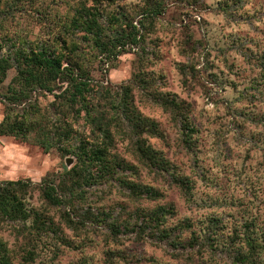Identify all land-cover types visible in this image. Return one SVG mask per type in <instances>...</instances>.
Instances as JSON below:
<instances>
[{
	"label": "rangeland",
	"instance_id": "obj_1",
	"mask_svg": "<svg viewBox=\"0 0 264 264\" xmlns=\"http://www.w3.org/2000/svg\"><path fill=\"white\" fill-rule=\"evenodd\" d=\"M129 23L140 42L112 47ZM42 46L92 91L6 111L16 60ZM0 55V125L34 127L0 133V182H24L0 264H264V0H0ZM89 147L98 167L78 165Z\"/></svg>",
	"mask_w": 264,
	"mask_h": 264
},
{
	"label": "trees",
	"instance_id": "obj_2",
	"mask_svg": "<svg viewBox=\"0 0 264 264\" xmlns=\"http://www.w3.org/2000/svg\"><path fill=\"white\" fill-rule=\"evenodd\" d=\"M148 11V14L151 16H157L163 12L158 6L148 9ZM93 28L96 29L95 33L93 30L91 31ZM85 29H88V32L93 33L95 36L100 37L102 28L94 14L91 20L87 21ZM118 33V37L114 39L112 47H121L123 49L128 43L137 45L140 42V30L132 23L125 25ZM16 61L17 74L12 79L7 94L4 95L6 99V111L14 109L26 102L33 105L32 91L34 89L53 92L55 88H58L61 90V93L55 94V96L66 98L71 106H74L80 100L85 101L87 94L93 89L89 76L83 73L73 72L75 71L73 68L65 66L63 55L57 54L53 50L45 48V46L22 51L21 58ZM10 68L11 59L0 55V87ZM64 84H67L65 89H63ZM32 128H34L32 124L26 120H11L8 113L0 125V133L14 137H26ZM44 148L47 149V146H44ZM85 151L82 155H78V165L88 167L92 163V165L98 167L102 162V157L100 156V152H98L99 150L89 147ZM88 151H90V156H88ZM23 183L22 181L0 182L1 214L9 215L12 210H16L20 201L16 186L17 188H21L24 185ZM75 183L79 185L81 182ZM72 190L73 186L70 187V192H76ZM44 196L55 205L62 204V197L57 194L56 188L51 184H47L44 188Z\"/></svg>",
	"mask_w": 264,
	"mask_h": 264
}]
</instances>
